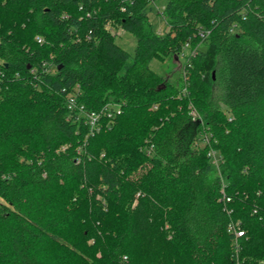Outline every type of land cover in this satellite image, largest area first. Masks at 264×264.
Returning a JSON list of instances; mask_svg holds the SVG:
<instances>
[{
    "label": "trees",
    "instance_id": "16d2710c",
    "mask_svg": "<svg viewBox=\"0 0 264 264\" xmlns=\"http://www.w3.org/2000/svg\"><path fill=\"white\" fill-rule=\"evenodd\" d=\"M156 1L0 0V264H264V0Z\"/></svg>",
    "mask_w": 264,
    "mask_h": 264
},
{
    "label": "rangeland",
    "instance_id": "374dc122",
    "mask_svg": "<svg viewBox=\"0 0 264 264\" xmlns=\"http://www.w3.org/2000/svg\"><path fill=\"white\" fill-rule=\"evenodd\" d=\"M166 5V0H157L153 5H152V11L148 12L149 16V21L151 25L154 27L155 30H157L159 33H163L164 31H167L169 26L166 23V19L163 17V10ZM112 32L115 34L116 37V43L120 45L123 49L126 51L132 53L136 44L135 38L131 36V34L126 33L125 31L121 29H112ZM205 49V48H204ZM186 56H188L190 53V50L185 51ZM187 62L185 57H180L179 59V64L180 66H184L185 63ZM153 69H160L162 73H165L167 70L162 67L159 64L152 63L151 64ZM157 66V67H156ZM179 71L173 74V77H171V81L174 82L178 76ZM197 111V110H196ZM106 112V111H105ZM199 114V113H198ZM202 118V117H201ZM200 121V120H194L192 119V124L187 125V130L185 135V139L188 141L192 137H194L196 129H194L195 124ZM184 138V137H183Z\"/></svg>",
    "mask_w": 264,
    "mask_h": 264
},
{
    "label": "built area",
    "instance_id": "2783aa9c",
    "mask_svg": "<svg viewBox=\"0 0 264 264\" xmlns=\"http://www.w3.org/2000/svg\"><path fill=\"white\" fill-rule=\"evenodd\" d=\"M38 42H42V39L41 38H38ZM186 47L184 49V52L181 53V57H185L186 59L189 57V56H194L195 55V52L191 51L188 56H186ZM189 60V59H188ZM0 74H1V71H0ZM75 103L74 101V97H71L69 98V108L72 109L73 107V104ZM110 108H114V110L118 109V105H114V106H111V105H107L104 109H103V113H106V114H109V117L114 114V111ZM106 111V112H105ZM190 116L192 117V119L194 120H200L202 121V118L200 116V114H198V112L196 111V109H194L193 107L190 108ZM100 117V114L99 113H91V114H88V125L90 127H94L97 125V122H98V119ZM209 157L211 158V160L213 161L214 165L215 166H218V162H219V157H218V154L211 150L209 151ZM227 202L230 201L229 198L226 199ZM228 231L230 233H233L234 236H235V239H234V242H233V245H234V248L238 251V238L242 237L244 235V232L242 231L241 227H240V223H234V222H231L228 226Z\"/></svg>",
    "mask_w": 264,
    "mask_h": 264
}]
</instances>
